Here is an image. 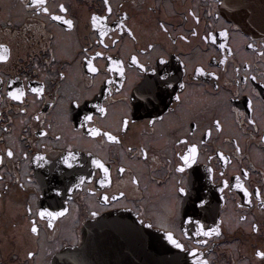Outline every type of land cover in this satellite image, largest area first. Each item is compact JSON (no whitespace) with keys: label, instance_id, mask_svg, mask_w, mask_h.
<instances>
[{"label":"flooded vegetation","instance_id":"1","mask_svg":"<svg viewBox=\"0 0 264 264\" xmlns=\"http://www.w3.org/2000/svg\"><path fill=\"white\" fill-rule=\"evenodd\" d=\"M57 0H49L50 4H55ZM117 3H125L135 22L141 25L142 35L139 42H132L125 36L122 38L118 47L106 52V55L128 57L133 50L143 47L147 41H155L158 45L170 49L174 55L168 58L167 72L171 74L172 82L177 91L179 82L185 80L184 68L180 65L175 56L187 57L191 60L188 69V77L192 75V68L199 62H203L208 71H216L220 79L217 81L211 77H198L196 82L190 84L185 90V101L182 109H176L168 95H164L163 102L153 101L157 104L155 109L149 106V111L157 115H164L163 124H158L155 131L146 129L144 122L150 117L145 115L140 109L133 119L137 120L128 133V140L134 145L143 143L148 146L149 159L145 164L139 158L133 159L131 153L122 152L121 147L97 146L93 143L85 142L80 139L73 131L71 123L65 125L59 120L57 110L49 108L44 101L33 105L31 98L27 103L29 112L27 117L17 111L18 102L8 101L0 103V129L8 128L9 132L0 130V150L6 149L13 142L21 146L28 152L30 161L17 158L13 161L10 173L4 174V182L0 183V264H56L61 253L67 251L73 245H79L82 241L83 229L92 221L110 214H126L130 218L143 224H150L163 231L168 229V221L173 218L170 208L172 174L170 167H174L175 146L169 143L176 132V123L183 118L184 127L189 126V120L199 119L202 125L210 122L211 118L219 117L225 123V131L221 135H215L210 142H206L201 156V162L196 165L199 170L200 180L197 187L203 185L201 193L209 201L211 212H206L196 208L200 219L207 226H212L214 222L223 218L224 227L222 236L219 239L211 238L207 256L211 264H264V260L258 259L254 252L264 245V208L253 199L251 206L239 207L242 202V194L233 189L231 193L226 190L225 198H221L218 185L207 179V168L215 170V179L219 180V172L223 169L222 162L213 153L223 151L225 155L233 156L232 163L228 166L226 177L231 180L232 173L243 167L254 168L250 178V185H259L264 189V142L260 140L264 136V93L257 96L253 103L256 109L258 126L240 127L235 124L236 112L248 114V99L252 98L251 88L256 87L257 92L264 89V81L257 84L252 81L248 86L237 85V80H242L246 74L264 73V0H258L257 23L253 26H243L238 21L232 19L225 12V0H160V6L155 11H149L148 5L155 0H116ZM70 7L72 16L78 21L74 32L61 31L55 26H50L41 17H34L31 10L24 7L23 0H0V41L11 42V62L0 67V72H14L21 76V83L33 84L41 79L47 85L48 95L56 94L58 87L63 92L72 93L73 91H87L92 96L93 102L103 103L107 92H103V85L97 78L90 82L86 70L81 69L82 49L86 45H91L90 52L94 49L100 51V47L94 44L95 37L88 32V25L85 20L86 15L93 10H101L102 0H66ZM194 5L201 15V26L211 30L213 27L219 29L221 25L230 30V38L225 41L219 39L217 46L207 47L193 41L191 45H184L182 42L172 44L177 35L182 31L187 34L190 21L184 20V10L186 7ZM172 22L169 31L172 33L171 39L165 35L154 33L155 20L162 16ZM116 17L113 16L114 20ZM32 28L26 31V26ZM151 29V31H150ZM219 43H227L232 49L233 55L229 56L225 65H219V59L227 55L225 50L218 48ZM248 44L255 45V49L248 48ZM55 56V61L51 57ZM99 66L105 64L102 58H98ZM39 65L35 69L34 65ZM248 64H251L253 71H246ZM153 67L164 68L165 66L152 64ZM240 68L237 74L234 69ZM65 73V79L58 78L59 72ZM128 79L125 83V95L129 98L133 112H137V101L142 96L150 94L144 90V81L153 76L152 72L141 73L136 69H129ZM28 76L29 80H23ZM259 79V75H258ZM217 83L220 85L216 88ZM139 89V91H138ZM168 91H171L169 89ZM115 103L112 105L114 117L118 116L122 107L120 96H113ZM226 101V102H225ZM37 113H44L47 116L46 122H51L56 127V134L63 130L66 140L72 143L79 151V159L83 165L87 158V151H99L105 154L113 165H118L121 160L132 161V169L122 176L113 170L112 184L104 189L98 183L86 181L81 188H75L72 192L66 189L72 187L77 182V176L85 175L89 172L88 167L83 170L77 166L75 169H67L59 162L61 146L52 140L50 134L47 139L36 136L34 132L36 123L32 116ZM21 121H24L21 123ZM246 124V122H245ZM229 137H240L243 148V156L235 157V148ZM27 141H31L28 143ZM39 153L45 156V161H36L34 157ZM157 154L158 161L153 162L151 155ZM213 156L211 161L207 156ZM171 159L170 165L167 161ZM27 172L31 175L39 190L28 189L27 192L21 191L9 179V176L19 172ZM133 174H142L144 179L141 181L139 191L131 185L130 178ZM4 184H8L5 190ZM146 185V186H145ZM60 190L57 196L56 190ZM151 189V190H150ZM117 190L127 192V198H120L109 205H105L101 197L105 192L115 194ZM35 195V199L31 197ZM71 200L69 204H64V200ZM160 200L162 202H160ZM31 202L33 211L41 207L52 206V210L58 207H69L70 213L63 218H57L54 229H47L44 223L40 224V237L38 240L30 238L27 232V220L31 216L25 213V206ZM161 205L158 212H153L150 206L154 202ZM185 210L192 214V209L186 204L178 207L175 217L177 223L183 217ZM91 212H98L92 216ZM162 213V218L160 216ZM245 216L246 221H240V216ZM69 218L76 219L74 227L70 225L71 233L64 232V228L69 222ZM162 222V223H161ZM251 223H258L260 231L252 232ZM69 227V226H68ZM187 227V225H185ZM175 238L188 247H195L197 239L204 237L192 236L190 239L182 238L179 232ZM57 242H52L55 240ZM25 243V244H24ZM26 249H35L36 255L28 258L25 254Z\"/></svg>","mask_w":264,"mask_h":264},{"label":"snow or ice","instance_id":"2","mask_svg":"<svg viewBox=\"0 0 264 264\" xmlns=\"http://www.w3.org/2000/svg\"><path fill=\"white\" fill-rule=\"evenodd\" d=\"M24 7L31 10L34 17H41L50 26H55L61 31L74 32L77 28V19L72 16L70 7L66 0H57L55 4H50L49 0H23ZM132 4H136V0H132ZM160 6V0H155L154 3L148 5L149 11H155ZM116 18L113 20L112 17ZM184 20L190 21L187 34L180 32L172 44L176 45L177 42H182L184 45H191L193 41L207 47L217 46L219 39L223 38L227 41L230 38V30L223 25L219 29L213 27L211 30L202 28L201 15L196 6L191 5L184 10ZM85 20L88 25V32L95 37L94 44L100 47V51L94 49L90 52L91 45H86L82 49V64L81 69L86 70L90 82H94L99 78V82L104 86L102 91L107 92L103 103L93 102L92 96L87 91H73L72 93L63 92L59 89L55 95H48L47 85L44 79L36 81L34 84L29 82L27 84L21 83V76L14 72H0V103L8 101L18 102L17 111L27 117L29 108L27 103L31 98V104L35 105L40 101L49 107L57 110L58 118L65 125L71 123L75 134L85 142L93 143L97 146L105 147H121L122 152L131 153L133 159L139 158L145 164L149 159L148 146L139 143L133 144L128 138L129 131L137 125V120L133 119L140 109H143L145 115L150 118L144 122L146 129L156 130L158 124H163L165 121L164 115H157L153 111H149V106L152 109L157 107L153 101L163 102L164 95H168L173 105L176 107L172 109H182L185 101V90L190 84L196 82L198 77H211L219 80L220 77L216 71L206 70L203 62H199L192 68V75L188 77L189 65L192 63L187 57L177 55L175 59L183 66L185 73V80L179 82V89L177 91L174 84L170 82L173 78L167 72L168 58L173 56L174 53L164 47L158 45L155 41H147L143 47H139L133 52L129 53L128 57H121L119 55H106L107 51L118 47L122 38L125 36L132 42H139V36L142 35L141 25L137 24L130 13L125 3H117L116 0H102L101 10H93L89 12ZM172 22L162 15L155 20L154 33L157 35H165L171 39L172 33L169 31L172 27ZM32 28V25L26 26V31ZM151 31V29H150ZM13 45L11 42L0 41V67H4L11 62V51ZM248 48L255 49V45L248 44ZM218 48L225 50L227 55L219 59V65H225L229 56L233 55L232 49L228 47L227 43H219ZM264 55V53H261ZM98 58H102L105 64L99 66L97 63ZM55 61V56L51 57L50 62ZM165 66L164 68L153 67L152 64ZM39 69V65L33 66ZM136 69L137 71L152 72L153 76L144 81V90L150 94L149 96H142L140 100L145 101L140 103L137 101V112H133L129 98L125 95V83L128 79L129 69ZM234 71L238 74L240 68H235ZM248 73L253 71L251 64H248L246 69ZM259 75V79H258ZM246 74L242 80H237V85L243 84L248 86L252 81L259 84L264 81V73L261 74ZM58 78L63 81L65 73L59 72ZM23 80L28 81L29 77L24 76ZM220 85L217 83L216 88L219 89ZM171 89V91H168ZM139 91V89H138ZM252 98L248 99V114L240 112L238 109H232L236 112L235 124L240 127H251L255 129L258 126V119L256 117V109L253 100L264 93L257 92L256 87L251 88ZM113 96H120V103L122 105L118 116L114 117L112 105L115 101ZM226 102V101H225ZM32 120L36 123L34 138L36 136L47 139L52 135L54 143L61 146L59 153V162L66 166L67 169H75L77 166L83 170L84 167L89 168V172L85 175L77 176V182L72 187L67 188L68 192H72L75 188H81L86 181H93L98 183L101 189L112 184V173L115 170L121 176L132 169V161L121 160L118 165H113L111 160L99 151H87V158L84 160L83 165L79 159L80 151L70 142H68L61 129L59 134H56V127L51 122L47 121V116L44 113H37L32 116ZM24 121H21L23 123ZM246 122V124H245ZM175 135L171 138L169 143L175 146L174 158L176 163L174 167L169 168L172 174L171 184V197L170 202L172 207L170 212L173 218L168 221V229L165 231V237L168 242L175 246L176 249H182L191 258L193 264H211L210 258L207 256V250L214 240L211 238L219 239L222 236V228L224 227L223 218L214 222L212 226H207L196 219L198 213L195 209L198 207L206 212H211L209 208V201L204 198L201 193V188L197 187L200 180L199 170L196 167L201 162L203 149L206 142H210L215 135H221L225 131V123L219 117L210 119L206 125H202L201 121L197 118L194 121L189 120V126L184 127V120L181 118L176 123ZM4 132H9L8 128L0 129ZM235 148V157L241 158L243 156V148L241 146L240 137H229ZM264 142V136L260 137ZM31 143V141H27ZM213 155L222 162L224 170L219 172L220 179H215V170L211 167L207 168V179L212 183L218 185V191L221 198H225L226 190L231 193L233 189L238 190L242 194V202L238 205L244 207L245 205L251 206L253 199H255L261 208H264V189L259 185H250L249 181L254 172V168L243 167L232 173L231 180L226 177V170L232 163L233 156L225 155L223 151H215ZM22 158L25 161H30L28 152L24 151L21 146L13 142L4 150H0V183L4 182V174L10 173L13 161L17 158ZM36 161H45V156L39 153L34 157ZM207 160L211 161L213 156H207ZM151 160L158 161V155L152 154ZM170 165L172 160L167 161ZM264 175V173H257ZM13 183L24 192L28 189L39 190V185L35 183L33 177L27 172H19L18 174L9 176ZM144 179L142 174H133L130 178V183L139 191L141 181ZM146 186V185H145ZM5 190H8L9 185L4 184ZM57 196L60 195V190H56ZM35 195L31 199H35ZM120 198H127V192L117 190L115 194L105 192L101 197L105 205H109ZM69 200H64V204H69ZM182 204L188 205L191 208L192 214L185 210L183 217L177 223L175 217L179 215L178 207ZM25 213L31 216L27 220V232L33 240H38L40 237V224L44 223L47 229L55 228V221L57 218H63L66 214L70 213L69 207H58L57 210H52V206L41 207L37 211H33L31 202L25 206ZM92 216L98 215V212H91ZM248 218L240 216V221H246ZM187 225V227H185ZM151 227V225H149ZM250 229L252 232H259L260 225L258 223H251ZM179 232L182 238L190 239L192 236L204 237L206 239H197L195 247H188L186 244L181 243L175 238L176 233ZM25 254L28 258H33L37 253L35 249H26ZM254 255L264 260V245L258 248ZM177 264H188V259L184 258L177 261Z\"/></svg>","mask_w":264,"mask_h":264},{"label":"water","instance_id":"3","mask_svg":"<svg viewBox=\"0 0 264 264\" xmlns=\"http://www.w3.org/2000/svg\"><path fill=\"white\" fill-rule=\"evenodd\" d=\"M227 4L228 16L243 26L257 23L258 0ZM184 258L193 264L186 252L167 241L165 232L120 214L91 222L83 229L82 243L61 254L56 264H177Z\"/></svg>","mask_w":264,"mask_h":264},{"label":"rangeland","instance_id":"4","mask_svg":"<svg viewBox=\"0 0 264 264\" xmlns=\"http://www.w3.org/2000/svg\"><path fill=\"white\" fill-rule=\"evenodd\" d=\"M151 190V189H150ZM160 202H162L161 200H160ZM160 204H159V201L158 202H154L151 206H150V208H151V210L153 211V212H155V211H157L158 212V208H160ZM160 216H161V218H162V222H163V216H162V213H160ZM76 219H73V218H69V222L67 223V225H66V227L64 228V232H66V233H71V230H70V225H72L73 227H74V225L76 224V221H75ZM161 222V223H162ZM69 226V227H68ZM58 240L56 239L55 241H52V242H57ZM25 244V243H24Z\"/></svg>","mask_w":264,"mask_h":264}]
</instances>
